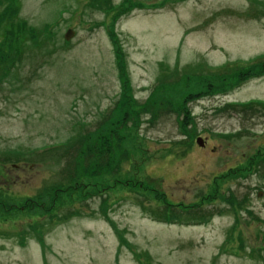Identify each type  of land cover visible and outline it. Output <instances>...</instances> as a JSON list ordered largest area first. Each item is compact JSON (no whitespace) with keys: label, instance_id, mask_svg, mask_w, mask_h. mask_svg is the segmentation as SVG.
Instances as JSON below:
<instances>
[{"label":"rangeland","instance_id":"1","mask_svg":"<svg viewBox=\"0 0 264 264\" xmlns=\"http://www.w3.org/2000/svg\"><path fill=\"white\" fill-rule=\"evenodd\" d=\"M259 102L264 0H0V264H264Z\"/></svg>","mask_w":264,"mask_h":264},{"label":"trees","instance_id":"2","mask_svg":"<svg viewBox=\"0 0 264 264\" xmlns=\"http://www.w3.org/2000/svg\"><path fill=\"white\" fill-rule=\"evenodd\" d=\"M29 42H32V39H28V44ZM18 50L16 49V52L14 53V56L18 54ZM259 73V70L256 71V74ZM236 103V105H233V107H236V110L240 112L241 110H244V105L243 104H249V103H240L237 101H233ZM238 103H240V106H237ZM251 104V103H250ZM187 118H183V122H187ZM114 135L116 137V143L112 137ZM105 139L107 140V143H104L101 147L94 146L91 144H88L83 151H80V155L78 156V148L75 153L70 152L71 148L67 149V154L66 151L63 153L64 149L58 153V158L64 159V166H63V179L68 177L72 178V176L76 175L78 172H74L76 168L79 169V171H82L85 174H99L105 169L110 168L111 164L115 160V158L121 159L126 156V150L122 147V144H120L121 136L119 134L118 130L110 131L107 136H103L101 142H105ZM260 156H256L254 153V161L256 162L257 157H263L264 156V148H262ZM1 160V158H0ZM252 160V159H251ZM61 166V164H60ZM72 168L74 169L72 171ZM227 174V173H226ZM225 174V178L227 177ZM71 181H68L70 183ZM67 183V184H68ZM58 190V188L56 189ZM202 210V209H201ZM264 247V245H262Z\"/></svg>","mask_w":264,"mask_h":264},{"label":"flooded vegetation","instance_id":"3","mask_svg":"<svg viewBox=\"0 0 264 264\" xmlns=\"http://www.w3.org/2000/svg\"><path fill=\"white\" fill-rule=\"evenodd\" d=\"M258 76H262V75H258ZM257 76V77H258ZM259 105H264V102L263 103H258ZM262 148H264V145L262 146V147H257V148H255V155L256 156H260V153L259 152H261V150H262ZM256 162H257V165L259 166V165H261V163H263L264 164V156L263 157H257V159H256Z\"/></svg>","mask_w":264,"mask_h":264},{"label":"water","instance_id":"4","mask_svg":"<svg viewBox=\"0 0 264 264\" xmlns=\"http://www.w3.org/2000/svg\"><path fill=\"white\" fill-rule=\"evenodd\" d=\"M71 33H73V30L71 29V28H69L68 29V31L66 32V34H65V37L66 38H68V37H70L71 36ZM196 141L199 143V144H203V138L202 137H200V136H198L197 138H196Z\"/></svg>","mask_w":264,"mask_h":264}]
</instances>
